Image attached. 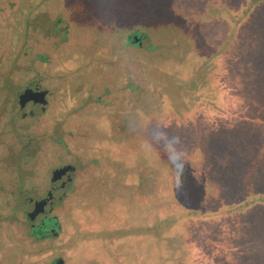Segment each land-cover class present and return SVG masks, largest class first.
<instances>
[{"label":"rangeland","instance_id":"obj_1","mask_svg":"<svg viewBox=\"0 0 264 264\" xmlns=\"http://www.w3.org/2000/svg\"><path fill=\"white\" fill-rule=\"evenodd\" d=\"M42 73L67 94L50 113L64 122L45 129L14 109ZM0 77L26 195L43 191L47 153L89 187L67 264H264V0H0ZM50 131L60 146L40 147ZM17 216L0 209L7 241L46 248Z\"/></svg>","mask_w":264,"mask_h":264},{"label":"flooded vegetation","instance_id":"obj_2","mask_svg":"<svg viewBox=\"0 0 264 264\" xmlns=\"http://www.w3.org/2000/svg\"><path fill=\"white\" fill-rule=\"evenodd\" d=\"M30 73L33 74L32 72H29L28 75ZM43 74L44 73L39 74L41 75V78H39L38 81H29V83L27 82V84H20L14 107L16 118L18 120H20L21 122L29 121L27 125L31 123V127L40 129H45V126H47L48 123H51L52 125L54 123L60 124L64 122L63 119H61L60 122L57 121L56 115L55 117H52L50 113H52V111L58 110V103L63 104L67 101V94H61L60 92H58L62 90L61 88H63L64 84L58 90L57 87H59V83H57L58 86H55L56 88H54L53 90L49 89L48 86L52 83H50V81L46 79ZM8 76L9 75H7L6 78ZM50 77L55 80H58L59 78L51 75ZM8 83V79H5V83L3 85H7ZM26 89L32 90L33 92L43 93L44 95L42 102H27L25 103V105L20 107L19 97ZM55 104H57V106H54ZM33 108H37V114H34ZM3 114H5V112ZM71 117L72 116H70V118ZM71 119L73 120V118ZM13 121L14 119L12 120L9 115L5 120V123L7 124H5L4 126L0 125V138H2L5 143V146H0L1 158L4 162L0 163V173H2L0 176V209L3 213L4 220L9 216L18 218L17 213L21 214V219L24 223L23 226H25L26 231L25 238L32 242V245L43 243L42 246H46V248H44L43 250H41L40 248H35L36 252L34 253H28L27 250L24 251V244L13 239L14 228H8L7 225L3 224V227L0 226V230L2 231V233L0 232V264H33L34 261L31 259V256L35 254H41L42 252L43 254H47L48 256L46 264H67V259H64L61 256V252L65 251L69 253L71 251L72 243H70L69 245V242L72 239L69 238L66 241L67 233L65 232V227L69 226L72 228L74 227L75 223L79 225L80 221H78L77 218L81 219L85 217L79 211H82V209L79 208V206H81L79 204L80 202H83L85 198H87L88 193L90 192L89 187L85 189L76 188V181L82 179L83 177L76 166L73 165L70 161L54 165V163H52L53 160L48 162L50 160V154L47 153L45 155L46 158L41 157L42 162H40L39 159V162L35 163L36 170L38 171L34 173V178L36 176L37 180L41 175V171L45 173V175L43 176V191L37 197H30L26 195L24 189L25 186L29 184V179L25 178V175L22 173V164L24 163L25 158H20V156L18 158V155H16L17 149L14 146L13 141L10 140L11 136L14 134L11 130L14 126ZM48 133L53 135L51 137H55L54 140L51 138L52 141L49 140V143L48 141H42L39 144L40 147L42 145H47L49 147L56 145L60 146L62 132L50 131L47 132V134ZM67 136L71 138L73 137L70 133H68ZM21 138L24 137L21 136ZM9 148L11 149V151H7V149ZM88 149H91L90 146H88ZM39 155L40 154H38V156ZM35 156H37V153L35 154ZM15 158H17L18 160L16 159V161ZM38 158H36V161L38 160ZM11 160H13L14 163ZM9 161L12 163V166L11 164L9 165ZM66 167H69L70 170L62 172V169ZM19 171L21 175H19ZM14 181L18 186L13 191L12 189L11 192L8 191V194L6 192L5 185L9 184L12 186V184H14ZM85 185L87 187V183L82 184L83 187H85ZM23 200L28 203V205H30V208L27 211L23 210ZM56 207L61 209L60 213L55 212ZM30 213L31 215L30 217H28V214ZM5 236L6 238L4 239ZM10 237H13L12 240L14 241H7ZM16 237L21 240V238H19V235H16ZM12 256H18L20 261L18 259H14L15 257L13 258ZM86 257L87 256H85V258Z\"/></svg>","mask_w":264,"mask_h":264},{"label":"water","instance_id":"obj_3","mask_svg":"<svg viewBox=\"0 0 264 264\" xmlns=\"http://www.w3.org/2000/svg\"><path fill=\"white\" fill-rule=\"evenodd\" d=\"M130 39V43L140 46V42L144 39V37L142 35L138 36L136 34L131 35ZM43 93H39V92H33L32 90L26 89L23 91V93L20 95L19 97V104L20 107H22L23 105H25V103L27 102H32V103H41L42 99H43ZM70 170L69 167L62 169V172L64 171H68ZM34 212V211H33ZM31 213L28 214V217H30Z\"/></svg>","mask_w":264,"mask_h":264}]
</instances>
